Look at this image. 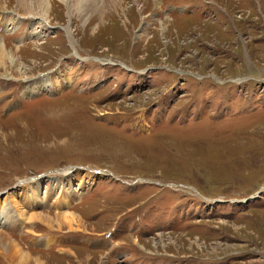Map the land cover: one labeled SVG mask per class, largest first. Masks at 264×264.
Segmentation results:
<instances>
[{"label":"rangeland","instance_id":"rangeland-1","mask_svg":"<svg viewBox=\"0 0 264 264\" xmlns=\"http://www.w3.org/2000/svg\"><path fill=\"white\" fill-rule=\"evenodd\" d=\"M50 3L0 0V264H264V0Z\"/></svg>","mask_w":264,"mask_h":264},{"label":"bare ground","instance_id":"bare-ground-1","mask_svg":"<svg viewBox=\"0 0 264 264\" xmlns=\"http://www.w3.org/2000/svg\"><path fill=\"white\" fill-rule=\"evenodd\" d=\"M17 1L19 3L20 7L22 8V10L25 11V16H23V17L28 16V17H33L34 19H36L38 16L42 17L44 19L48 18L47 16L49 14V10H51V7H52L50 0H17ZM60 1L66 2V0H60ZM70 32L71 31L68 28L67 33L71 34ZM0 55L5 56V47L3 46V44H0ZM10 59H11L10 60L11 65L15 66L17 63V61L15 60V57L12 56ZM30 183H33V182H30ZM32 185H34V184H32ZM31 187H30V189H31ZM25 192L27 193L28 191L25 190ZM13 194H15V193H13ZM28 195H29V193H28ZM9 197H10L9 198L10 202H8V204L7 203L6 204L12 205L13 209H15L17 214H18L17 216L23 222L25 221V222H28L31 224L32 223L33 224L39 223V224H42L43 226H45L48 230H52L55 228L57 230H61L62 227H64V226L68 227L69 230H75V228H74L75 226H81L82 225L81 218L78 217L77 215L73 214L72 212L71 213L67 212V211L57 212V214H55L54 216L44 215V214H40L37 212L35 213L34 210L31 212L30 210H28V208L23 209L24 205H21L20 202L18 200H16L15 198L12 199V197H13L12 195H10ZM25 197H27V196H25ZM28 197H30L31 199H34L31 195H29ZM59 203H60V200L57 203V205ZM32 206H34V204H32ZM12 212L14 213V211H12ZM12 212L10 214H13ZM26 212H28V213L26 214ZM5 215H8V211L5 213ZM0 217H2L1 214H0ZM10 224L11 225L14 224V223H12V217H11V223ZM10 246H12V247L14 246V248H12V247L10 248ZM0 247L3 248L2 250L4 252V253H1V251H0V257H1V254H5L4 257H6L7 256L6 254L12 253V255L7 257V258H9V260L10 259L14 260L15 256H17V255L22 256L23 255V251H22L21 247L19 246V244L17 242L15 243V240H12L9 237H6L2 232H0ZM2 257H3V255H2ZM23 257H26V255L24 254L22 256V258Z\"/></svg>","mask_w":264,"mask_h":264},{"label":"water","instance_id":"water-1","mask_svg":"<svg viewBox=\"0 0 264 264\" xmlns=\"http://www.w3.org/2000/svg\"><path fill=\"white\" fill-rule=\"evenodd\" d=\"M142 72H144V71H142ZM96 173H99V172L97 171ZM45 176L46 175H42V176L37 177L36 179L41 178V177H45Z\"/></svg>","mask_w":264,"mask_h":264}]
</instances>
